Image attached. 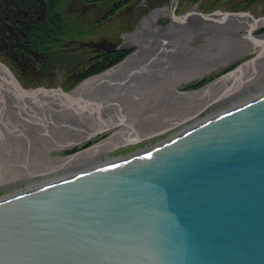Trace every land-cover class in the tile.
<instances>
[{
  "label": "water",
  "instance_id": "obj_1",
  "mask_svg": "<svg viewBox=\"0 0 264 264\" xmlns=\"http://www.w3.org/2000/svg\"><path fill=\"white\" fill-rule=\"evenodd\" d=\"M263 86L264 34L228 38L220 21L177 25L67 87L20 83L0 62V185L182 132ZM0 264H264V95L0 200Z\"/></svg>",
  "mask_w": 264,
  "mask_h": 264
},
{
  "label": "rangeland",
  "instance_id": "obj_2",
  "mask_svg": "<svg viewBox=\"0 0 264 264\" xmlns=\"http://www.w3.org/2000/svg\"><path fill=\"white\" fill-rule=\"evenodd\" d=\"M121 1L47 0L44 6L45 12L58 14L62 19L61 22L66 26V32L55 37L56 42L59 43V49L56 52L54 50L57 47L53 49L55 55L51 54L52 58L49 57V61L44 62H41L39 57L41 53L27 62L13 61L6 51L0 48V62L13 73L20 83L67 87L84 77L105 73L122 61L140 43L160 38L177 25L202 20L220 21L228 38H245L250 37L248 31L250 17L247 14L257 19L264 17V0H177L179 2L166 0V3L154 0V3L142 7L133 17H129L130 13L126 9L132 0L127 3ZM136 1L132 5H135ZM172 7L176 15H182L186 11L193 14L188 15L183 21H174L170 16ZM241 12L246 15H241ZM21 32L24 33L23 28ZM252 34L255 36L264 34V23L256 26ZM104 42L109 45L120 44V47L116 50H109L102 46ZM116 56H119V59L113 61ZM261 91H264V86L257 89L254 97H258ZM250 98L252 97L220 108L213 106V112H207L206 117L218 116L220 110L221 113L226 112L246 100L250 101ZM201 120L187 125L198 124L197 122ZM184 128L185 125L182 130ZM171 135L134 141L111 148L109 151L104 150L107 152L100 153L99 156L97 154L81 156L78 160L65 163L69 166L66 169H62L64 166L62 164L29 174L0 185V198L32 184L51 180L50 178L54 180L69 177L75 171L86 170L81 167L90 168L93 164L105 160L106 157L118 158L134 153L138 149L154 146ZM80 162L85 163L84 167L79 166ZM87 164L90 166L87 167Z\"/></svg>",
  "mask_w": 264,
  "mask_h": 264
},
{
  "label": "trees",
  "instance_id": "obj_3",
  "mask_svg": "<svg viewBox=\"0 0 264 264\" xmlns=\"http://www.w3.org/2000/svg\"><path fill=\"white\" fill-rule=\"evenodd\" d=\"M128 1L131 0L121 2ZM46 2L47 0H0V48L13 61L27 62L41 53L39 57L44 62L49 57L52 58L51 54L59 49L55 37L64 34L66 26L58 14L45 12ZM22 28L24 33H20ZM55 47L57 48L53 51ZM118 59L119 56H116L113 61Z\"/></svg>",
  "mask_w": 264,
  "mask_h": 264
},
{
  "label": "bare ground",
  "instance_id": "obj_4",
  "mask_svg": "<svg viewBox=\"0 0 264 264\" xmlns=\"http://www.w3.org/2000/svg\"><path fill=\"white\" fill-rule=\"evenodd\" d=\"M141 1L142 0H138V2H137V4L136 5H138V4H140L141 3ZM171 11V19H173L174 21H183L188 15H190V14H193L192 12H185L186 13V15L181 19V20H178V19H176L175 17H173V11H174V8L172 7V9L170 10ZM194 12V11H193ZM184 13V14H185ZM201 15H203L202 13H201ZM241 15H246V13L244 14L243 12H241ZM247 15H249V17H250V19H249V23H248V31H249V35H250V37L251 36H255V35H253L252 34V31L254 30V28L256 27V26H259V25H261L262 23H264V17H260V18H255V17H253V16H251L249 13L247 14ZM203 16H205V15H203ZM111 70V69H110ZM109 71V70H108ZM108 71H106V72H108ZM105 72V73H106ZM264 95V91H261L260 92V94H258V97H260V96H263ZM258 97H256V98H258ZM255 97L254 96H252V98H250V100H253ZM247 102H249V100L247 101H244V102H242L240 105H243V104H245V103H247ZM239 105V106H240ZM238 107V106H237ZM229 111V110H228ZM219 114L218 115H220V114H222V113H224V112H222L221 113V110L218 112ZM217 115H214V116H209V117H206V118H204V119H202L200 122H197L198 124H192L191 126L190 125H185V128H184V130H182V132H179V133H174V134H172L170 137H168V138H166L165 140H162L161 142H158L156 145H154V146H151V147H146V148H141V149H138L136 152H134V153H131V154H128V155H125V156H122V157H118V158H113V159H110V158H108V157H106L105 158V160H99L100 162H98V163H96V164H93V166L92 167H90V168H86V167H84V165H85V163H82V162H80L79 163V166H83L84 168H82L81 167V169H86V170H78V171H75L73 174H71L70 176H73V175H77V174H80V173H83V172H86V171H88L87 169H89V170H94V169H98V168H101V167H104V166H109V165H113V164H116V163H118V162H121V161H124V160H126V159H130V158H132V157H134V156H137V155H139V154H141V153H144V152H147V151H150V150H153L154 148H156V147H158V146H161L162 144H164V143H166V142H168V141H170V140H172V139H174V138H176L177 136H179V135H181V134H183V133H185L186 131H188V130H190V129H192V128H194V127H196L197 125H199V124H201V123H203V122H205V121H208V120H210V119H212V118H214V117H216ZM183 127V126H182ZM187 129V130H186ZM110 149H108V151H109ZM107 152V151H106ZM105 151H101V152H98V153H94V154H97L98 156L99 155H101L100 153H106ZM97 155L95 156L96 158H97ZM67 165V164H66ZM65 164H64V166L62 167V169H66V167H69V166H66ZM88 166H90V165H88L87 164V167ZM68 176H66L65 178H67ZM64 177H60V178H56V179H52V178H50L51 180H46V181H43V182H40V183H35L34 185L32 184L31 186H27L26 188H24V189H19V190H16V191H13V192H11L10 194H7V195H5V196H3L2 198H0V200H4V199H7V198H10V197H12V196H15V195H18V194H21V193H25V192H27V191H30V190H33V189H35V188H38V187H40V186H43V185H46V184H50V183H54V182H57V181H59V180H61V179H63ZM49 179V178H48Z\"/></svg>",
  "mask_w": 264,
  "mask_h": 264
},
{
  "label": "flooded vegetation",
  "instance_id": "obj_5",
  "mask_svg": "<svg viewBox=\"0 0 264 264\" xmlns=\"http://www.w3.org/2000/svg\"><path fill=\"white\" fill-rule=\"evenodd\" d=\"M136 0H132V3H130L129 4V6H131L132 4H133V2H135ZM155 1H157V2H163V3H166V0H155ZM168 1V0H167ZM170 1V0H169ZM129 2V1H128ZM131 2V1H130ZM154 3V0H142L141 1V3L140 4H138V5H132L131 7H129V6H127L126 7V9H128V13H130L129 15V17H133V15L138 11V10H141V8L142 7H145V6H147L148 4H150V3ZM176 2H179V1H177L176 0ZM127 3V2H126ZM176 4V3H175ZM175 9H176V7H175Z\"/></svg>",
  "mask_w": 264,
  "mask_h": 264
}]
</instances>
